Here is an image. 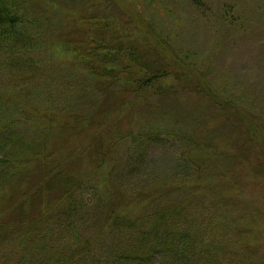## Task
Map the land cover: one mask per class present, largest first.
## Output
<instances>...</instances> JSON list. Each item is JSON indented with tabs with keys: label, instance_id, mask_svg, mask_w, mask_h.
<instances>
[{
	"label": "rangeland",
	"instance_id": "374dc122",
	"mask_svg": "<svg viewBox=\"0 0 264 264\" xmlns=\"http://www.w3.org/2000/svg\"><path fill=\"white\" fill-rule=\"evenodd\" d=\"M61 1L26 0L20 11V15L23 10L27 13L24 19L28 35L23 41L29 36L36 39V47L28 51L27 57L38 66L34 78L38 84L30 86L23 79L14 82L6 71L0 72L3 105L12 111L9 120L15 121L2 136L3 143L11 145L17 143L18 137L28 140L47 135L50 158L60 160L89 141H96L107 152L118 136L125 137L113 157L121 158L122 164L116 169L115 189L120 181L126 186L145 188L154 184L153 180L170 178L182 170L177 169L176 155L185 153L186 148L193 149L198 140L216 136L218 143L214 145L223 159L213 168L216 172L232 170L234 177L228 176L231 183L234 181L230 184L231 202L253 210L257 217L255 226L245 230H250L246 241L264 245V0H201L197 6L191 0H72L62 6ZM65 25H76L75 32L77 25L88 30L96 25L94 35L107 44L118 41L124 46L133 43L138 48H154L153 55L148 52L146 57H159L161 66L170 69L171 74L165 75L160 84L171 86V94L149 101L145 91L142 101L120 90L123 85H113L111 89L115 90L109 95L95 87L94 103L92 82L87 74L83 77L76 73L85 72L65 50ZM172 74L181 81L177 88ZM207 90L215 98L206 97ZM230 106L237 109L240 119L228 116ZM152 130L160 133L156 137L160 140H143ZM168 132H172V139ZM141 142L148 146L143 148ZM96 151L98 156L102 153L99 148ZM226 155L229 156L224 159ZM127 156L134 159L127 162ZM66 159L69 166L76 163L77 170L87 171L93 165L86 157ZM23 162L13 160L3 169L0 163V177H4L0 182V220L11 216L9 223L17 224L20 219L16 205L30 195L33 203H39L34 192L38 187H47L37 173V164V170L26 172L22 181L6 184L7 172L19 175L28 166ZM56 164L51 162L52 167ZM109 164L101 165L97 188L81 198L85 211L79 222L89 224L91 229L99 215L93 205H100L104 194L100 189L107 182L104 173L108 174ZM131 164L133 171L129 174ZM222 183H229V178ZM177 195L178 192L172 194ZM223 202L234 207L229 201ZM7 208L10 214L5 216ZM3 225L1 222L2 228ZM99 225L101 231L106 228L101 221ZM16 244L14 238L6 252L0 248V264H19L15 255L6 254L10 250L21 252L14 247Z\"/></svg>",
	"mask_w": 264,
	"mask_h": 264
},
{
	"label": "trees",
	"instance_id": "16d2710c",
	"mask_svg": "<svg viewBox=\"0 0 264 264\" xmlns=\"http://www.w3.org/2000/svg\"><path fill=\"white\" fill-rule=\"evenodd\" d=\"M25 2L0 0L2 61L4 57L0 72L6 71L14 82L23 79L32 86L38 84L34 83L38 66L32 58L27 57V53L36 47L33 44L36 39L29 36L27 41H23L28 35L24 19L27 13L23 10L20 15ZM71 2L62 0L60 5ZM191 2L196 6L202 3L201 0ZM96 25L91 30L77 25L80 34L73 29L76 25H65L63 43L65 50L81 63L85 72L77 70L76 73L83 74V77L87 74L92 82V95L96 92L95 87L103 88L109 95L115 90L111 89L113 85H123L120 90L128 91L142 101L145 91L149 101L152 97L161 98L171 94V86L160 84L170 69L161 66L159 57L152 60L146 57L148 52L152 54L154 48L149 45L138 48L133 43L124 46L118 41L107 44L94 35ZM172 75L177 88L181 81ZM205 96L215 98L208 90ZM92 97L95 103L96 94ZM3 103L0 95V147L2 136L11 122H15L13 118L9 120L12 111L6 110L7 106ZM230 108L231 115L228 116H238L240 119L237 109ZM92 121L90 119L89 122ZM159 134L149 131L143 140H160L156 138ZM167 134L172 139V132ZM123 139L125 137L119 139L118 136L117 142H112L107 152L96 141H89L76 153L65 155L60 160L50 158L47 135L28 140H19L18 137L17 143L12 142L11 145L3 143L0 153L2 169L13 160L24 161L23 164L28 165L19 175L7 172L6 184L7 181H22L25 173L36 169L37 164L40 166V170L36 169L37 173L47 187H38L34 192L39 203H33V196L30 195V198L15 206L21 212L17 224L9 223L11 216L0 220V248L6 252L15 238L17 244L14 247L21 252L15 254L10 250L6 254L15 255L19 264H264V255L259 256L261 249L264 251V245L246 241L252 226L256 224V215L253 210H245L231 202L233 190L230 184L234 181L231 183L228 176L234 177L230 173L232 170L216 172L213 168L223 159L214 145L218 143L216 136L198 140L193 149L186 148L185 153L176 155L177 169H182L179 173L162 181L153 180L154 184L145 188L126 186L120 181L115 186L116 190H121L118 192L114 189V183L116 169L122 164L121 158L116 160L117 157H113ZM141 143L143 148L148 146ZM97 148L102 152L99 156ZM51 154L55 155V152ZM68 156L86 157L93 165L87 171L85 168L77 170L76 163L71 166L65 163ZM228 156H224V159ZM257 156L261 155L255 154ZM129 159L132 158L127 156V162ZM55 161L57 164L52 167L51 162ZM107 162L110 163L108 174L104 173L107 182L100 189L104 193L100 196V205H93L95 214L99 215L91 229L89 224L79 222V216L85 211L81 198L97 188L100 167ZM129 169L130 174L132 164ZM228 178L229 183H222ZM1 179L4 177H0V182ZM174 192H178V195L172 196ZM130 200H136V203L132 204ZM6 201L10 202V198L7 197ZM223 201L231 202L234 207H227ZM245 203L249 204L248 201ZM8 208L5 216L10 214ZM85 214L88 218L87 212ZM100 221L106 226L103 231L99 230ZM1 222L4 223L3 228ZM247 228L250 230L245 231Z\"/></svg>",
	"mask_w": 264,
	"mask_h": 264
}]
</instances>
